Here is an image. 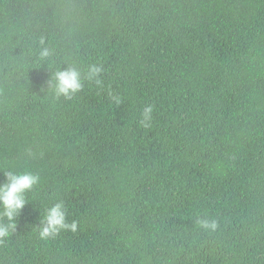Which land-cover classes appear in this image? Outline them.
Listing matches in <instances>:
<instances>
[{
  "label": "trees",
  "instance_id": "obj_1",
  "mask_svg": "<svg viewBox=\"0 0 264 264\" xmlns=\"http://www.w3.org/2000/svg\"><path fill=\"white\" fill-rule=\"evenodd\" d=\"M41 38L103 87L49 95ZM25 169L0 264H264V0H0V183ZM59 201L78 230L41 240Z\"/></svg>",
  "mask_w": 264,
  "mask_h": 264
},
{
  "label": "clouds",
  "instance_id": "obj_2",
  "mask_svg": "<svg viewBox=\"0 0 264 264\" xmlns=\"http://www.w3.org/2000/svg\"><path fill=\"white\" fill-rule=\"evenodd\" d=\"M41 47L35 53L36 62L39 65L47 63L50 69H54L48 82L49 95L55 99L64 98L71 100L85 89L86 84L103 87V66L92 63L82 69L75 61L65 60L67 67H58L55 64V49L45 45L41 38ZM111 100L116 105L122 103L119 95H111ZM154 107L146 105L141 112L140 125L144 128L151 127ZM5 181L0 183V243L17 231V217L29 203L28 194L39 185L41 177L30 170L3 171ZM68 213L63 201L56 202L44 209L40 226H37L41 240L56 238L62 231L75 233L78 230V221L68 222ZM199 225L206 231L215 232L219 228L216 219L202 218Z\"/></svg>",
  "mask_w": 264,
  "mask_h": 264
}]
</instances>
